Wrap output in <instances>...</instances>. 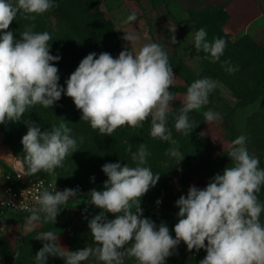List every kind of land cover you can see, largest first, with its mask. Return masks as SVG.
I'll return each instance as SVG.
<instances>
[{"label":"clouds","instance_id":"1","mask_svg":"<svg viewBox=\"0 0 264 264\" xmlns=\"http://www.w3.org/2000/svg\"><path fill=\"white\" fill-rule=\"evenodd\" d=\"M54 7L53 0H0V124L20 121L36 105L52 108L63 94L72 98L81 120L101 135L111 136L124 126L141 128L150 119L151 136L175 145L167 117L177 99L170 91L176 76L162 45L141 43V35L133 27L137 14L132 12L122 21L131 26L122 37L131 48L126 43L116 58L108 52H101L98 57L95 52L86 55L67 79L65 89L59 84L55 64L61 56L51 54L50 33L34 31V23L25 25L19 38L9 30L18 15L35 21ZM116 30H120L119 26ZM206 36L203 28L195 33V48L210 53L213 61L219 60L226 41L214 38L208 42ZM170 41L177 43L175 35ZM227 70L237 69L230 66ZM216 87L217 82L206 77L187 87L175 118L176 132L188 136L198 126L188 114L206 106ZM203 116L208 124L222 119L220 113L211 109ZM25 123L27 133L21 139L24 156L19 167L26 170L19 177L41 171L52 173L77 152V140L63 120L50 130H42L31 120ZM79 139L82 143L83 137ZM229 149L231 166L214 175L204 188L190 186L187 195L175 201L179 211L173 238L166 222L157 225L143 216L141 198L156 186L161 175L145 166L150 153L144 144L135 152L129 146L135 166L104 164L101 170L107 179L103 190L92 189L87 194L86 203L101 210L88 221L94 246L72 251L60 244L57 232L42 231L36 237L44 242L35 255L36 264H47L50 256L62 259L64 264H83L90 258L101 264H125L126 258L134 259L135 264H166L181 242L190 252L206 251L199 264H264V202L258 197L264 186V167L249 152L246 136L232 140ZM166 155L180 161L184 158L175 147L169 148ZM37 192L32 206L19 205L30 213L27 231L43 223H55L63 206L79 195L78 189L60 191L52 187L50 191L42 181ZM107 214L115 218L108 219ZM19 255L17 251L16 257Z\"/></svg>","mask_w":264,"mask_h":264},{"label":"rangeland","instance_id":"2","mask_svg":"<svg viewBox=\"0 0 264 264\" xmlns=\"http://www.w3.org/2000/svg\"><path fill=\"white\" fill-rule=\"evenodd\" d=\"M100 1L53 0L56 7L37 16L35 21L25 20L18 15V21L16 19L14 24L15 30H9L19 38L25 25L34 23V31L50 33L51 54L60 55V60L69 58L68 62L62 63L63 68L68 67L70 71L62 74L59 80V84L66 89L64 78L70 77L86 55L95 52L98 57L101 52H108L116 58L123 50L118 47L116 40L110 37L108 31L98 26V19L92 15L94 9L101 10L104 17L113 24L123 47L126 44L122 34L116 30L115 22L101 8ZM149 2L161 5L164 8L163 15L169 18L173 25L179 26L182 30L190 26L195 33L199 30L196 28V20H199L200 13L209 16L212 13L216 15L219 13L220 18L214 21L221 25L224 33L222 38L233 45L237 42L240 45L230 46L226 43L224 52L227 55L216 61H213L210 54L204 59V51L200 49L199 52H194L200 63L199 71L189 68L182 57L178 61L179 69L183 74L188 72L200 74L206 64L211 68L214 62H218L214 71H220L221 75L209 78L217 82L216 88L222 91L221 99L234 105L241 100L237 97L241 95L243 100L249 99L241 107L254 105L256 108L247 118L245 127L239 130V134L247 137L249 152L255 154L260 159V166L264 167V101L262 96L257 95L258 88L263 86L264 0H149ZM17 22H20V25ZM248 23H251V26L248 36H245L244 26ZM213 25L214 22L211 21L207 23V27H202L207 33L208 42L220 38L218 28ZM236 50L239 52L233 59L230 56H233ZM230 66L237 70L229 72L227 69ZM222 102L219 97L217 103L222 105ZM179 108L169 113L167 117V126L172 131V138L177 141L175 145L153 138L150 134V121H145L141 128L124 126L115 130L111 136L101 135L98 130H93L88 122L81 120V112L76 109L72 98L63 94L52 108L36 105L28 109L20 121L0 124V166L12 170L21 168L19 163L24 156L21 139L27 133L25 121H34L42 130H50L52 125L58 126L63 120L72 129L71 135L77 140V152L68 156L63 161V166L55 168L52 173L41 171L35 176H45L65 188L78 189L83 194L80 212L61 211L55 223H43L32 231L26 230L27 217L30 214L0 213V264H36L35 255L44 243L36 237L42 231L57 232L60 244L72 251L94 246L88 221L101 210L86 203L89 199L87 194L92 189L103 190V184L107 179L101 170L104 164L119 162L122 166L127 163L134 167L135 163L128 149L131 146L132 152L137 151L141 140H144L143 144L150 153L145 166L150 167L154 174L161 175L156 186L150 188L141 198L143 216L150 218L157 225L166 222L170 234L175 238L172 229L178 222L179 211L175 201L181 195L186 196L190 186L204 188L214 175L222 174L226 166H231L228 157L230 149L217 148L215 142L208 138L210 142L199 145L198 151L197 142L194 141L196 135L191 132L185 136L175 131L174 123L176 116L179 115ZM194 123L198 124V118H195ZM80 137H83L82 143ZM173 147L178 148L184 156L183 160L166 155L167 150ZM208 156L217 159L214 165L215 172H209L210 174L204 176L198 170H205L211 166ZM258 197L264 202V186ZM157 200L161 203L157 204ZM107 216L108 219L115 218L112 214ZM261 220L264 222V213ZM17 251L20 252L19 257H16ZM205 256V250L196 252L193 249L190 252L181 242L173 255L166 259V264H199ZM47 264H64V261L50 256ZM83 264L101 262L90 258ZM125 264H135V261L126 258Z\"/></svg>","mask_w":264,"mask_h":264},{"label":"crops","instance_id":"3","mask_svg":"<svg viewBox=\"0 0 264 264\" xmlns=\"http://www.w3.org/2000/svg\"><path fill=\"white\" fill-rule=\"evenodd\" d=\"M100 5L106 12L107 16L115 22L116 26H119V32L122 36L124 35L123 31L126 28L131 27L123 24L122 21L126 19L129 14L135 12L137 14V22H134L133 27L140 33L142 38L141 43H159L164 47V50L168 53L170 59H172L174 55L181 56L187 63L188 67L193 71L200 70V63L194 53L195 30L190 28V26L185 30H182L179 26L173 25L171 20L163 15L164 8L161 7V5L151 3L149 0H101ZM250 26L251 23L244 26V34L249 33ZM172 29H175L174 33L172 32ZM172 35H175L176 37V44H172L170 41ZM125 43L131 48L130 43L126 41ZM173 72L176 78L171 87L187 85L186 80L179 72L175 70H173ZM186 91L187 89L173 91L177 96V99L172 102L173 108L176 103H181ZM255 109L254 105H246L235 111L234 121L239 130L245 127L247 118ZM200 134L212 139L217 148L229 149V145L232 141L228 137L225 122L222 119L210 124L204 121L200 128Z\"/></svg>","mask_w":264,"mask_h":264},{"label":"trees","instance_id":"4","mask_svg":"<svg viewBox=\"0 0 264 264\" xmlns=\"http://www.w3.org/2000/svg\"><path fill=\"white\" fill-rule=\"evenodd\" d=\"M202 12H204V11H202ZM200 14H201V16H200L199 20H196V23H197L196 28L201 29L202 27L203 28L207 27V23L213 21L214 22L213 26L218 28L220 38H222L224 36V33H223V30L221 29V25L220 24L218 25L217 22L215 23V21H214V20L217 21L220 18L219 13H217V15L212 13L210 16L208 14H202V13H200ZM92 15L95 16L98 19V21H99V25L98 26H101V28H103V30L108 31V33H110V37H112L114 40H116V44L122 50L123 49L122 41L119 39L118 35L115 33L114 28H113V24L108 19H106L104 17L103 13L98 8L93 10ZM17 21H18V17H17ZM17 23H18V25H20V22H17ZM14 24H15V20L10 25V29L15 30ZM245 36H248V33H245ZM226 43H228L230 46L233 45L229 41H227ZM239 45H240L239 42H237L233 46H239ZM195 51L199 52V50H197L195 48V46H194V52ZM238 52H239V50H236V53H234V55L230 56V57H233V59L236 58V54ZM209 54L210 53L204 52V59H205V56H207ZM224 55H227V54L224 52V54L220 58L221 59L224 58L225 57ZM180 57L181 56L174 55L172 59L169 58V62H170V65L172 66L173 70L179 72L181 74V76L186 80L187 85L171 87L170 88L171 92H173L175 90H179V89L180 90L181 89H187V87L193 81H195L197 79H201V78H205V77L206 78H209V77L211 78V77H215V76L221 75L220 71H214L215 66L217 65L218 62H214V64L212 65L213 67H211V68L208 67L210 65L206 64L204 66L203 71L200 74L191 73V72H188V74H183L181 72V70L179 69V64H178V61H179ZM237 58H238V56H237ZM263 60H264V54H263ZM62 61H63V63L68 62L69 58H65L63 60H59L58 62H55L56 66L59 69V76H62V74L65 75L64 74L65 72L70 71V69L68 67L63 68ZM62 78H64V77H62ZM68 78H69L68 76H66V78H64L65 82L67 81ZM258 89H259V92H258L257 95L262 96L263 97V101H264V65H263V86L258 88ZM221 92L222 91L219 88H216L212 93H210V95H209V103L206 106H204V107H202V108H200L198 110H193L192 112H190L188 114L190 121L194 122L195 118H198L197 129L196 130L194 129L192 131V133L194 135H196V137L194 138V141L197 142L196 143V148H197L198 151H199V145H205V143H209L210 142V140L208 138H206L205 136L200 134V126L205 121L203 113L205 111L209 110V109H211L214 112H218V113L221 114L222 120L225 122V127H226V130H227L228 137L231 140H234L238 136H240L239 129L237 128L236 123L234 121V115H235V111L237 110V108L241 107L244 103L248 102L249 99L243 100V97L241 95H239L237 97L239 99H241V100L239 102H237L236 104L232 105L230 102H226V101H224V99L223 100L221 99V95H222ZM219 97H220V100L223 101L222 105L217 103V100H218ZM181 106H182L181 103H176L175 106H174L173 112L175 111L176 108L181 107ZM263 114H264V103H263ZM147 121L149 122L150 119L147 120ZM143 141L144 140H141V141H139V143L143 144ZM157 143H160V142H157ZM207 158L211 162V166H209L205 170L204 169L198 170L204 176L206 174L207 175L210 174L209 172H215L214 165H215V163L217 161V159H215V158L213 159V158H211L209 156ZM5 169H7V168H5Z\"/></svg>","mask_w":264,"mask_h":264},{"label":"built area","instance_id":"5","mask_svg":"<svg viewBox=\"0 0 264 264\" xmlns=\"http://www.w3.org/2000/svg\"><path fill=\"white\" fill-rule=\"evenodd\" d=\"M24 170L21 168L5 169L0 166V213L2 215L9 213L30 214L28 211L22 210L19 205H33L34 197L38 194L37 186L41 181L43 182V187L49 188L50 191L52 187H56L60 191L66 189L57 181L45 176L19 177ZM82 200L83 194L79 192V195L76 198L70 199L61 211L80 212Z\"/></svg>","mask_w":264,"mask_h":264}]
</instances>
